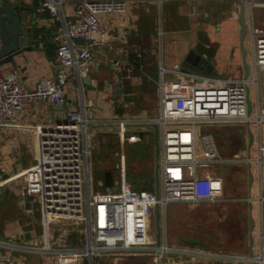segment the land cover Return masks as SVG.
<instances>
[{"label": "built area", "instance_id": "2783aa9c", "mask_svg": "<svg viewBox=\"0 0 264 264\" xmlns=\"http://www.w3.org/2000/svg\"><path fill=\"white\" fill-rule=\"evenodd\" d=\"M246 1L249 5L252 2ZM66 2L73 4L75 20L71 22L64 19ZM41 4L52 16L64 21V39L56 50L62 70L56 75L41 76L34 88H28L15 70L0 71V129L21 128L18 115L28 104L45 100L65 106L68 71L86 77L95 51L110 42L101 16L125 14L128 9L126 0H42ZM247 37L251 50L247 81L176 69L172 71L174 76L167 79L165 73L169 70L161 66L158 115L145 121H117L120 142L136 141V135H127L130 125L146 122L156 126L157 192L135 188L126 180L124 169L110 192L91 189L89 140L94 116L86 106L78 110L67 108L59 121L36 127L37 162L0 180V187L11 183L39 203L45 228L42 249L54 258L53 263L44 264H107V256L118 258L127 252L151 249V215L156 206L162 216L168 203L199 205L222 201L223 180L215 166L240 161H247L250 167L252 162L257 164L256 195L247 201L259 211V230L257 252L238 257L237 264H264V141H258L255 158L249 154L240 159L236 155L225 156L214 135L202 131L238 122L264 126V27L250 23ZM80 40L85 45L75 47ZM246 84L253 105L250 115ZM2 171L6 173L7 169ZM73 232L84 235L82 244H69ZM154 248L160 252L170 250L165 243L161 245L160 231L159 244Z\"/></svg>", "mask_w": 264, "mask_h": 264}, {"label": "crops", "instance_id": "0c3cea01", "mask_svg": "<svg viewBox=\"0 0 264 264\" xmlns=\"http://www.w3.org/2000/svg\"><path fill=\"white\" fill-rule=\"evenodd\" d=\"M23 1L30 9L28 17L35 20L34 23L24 25L26 32H32L30 44L33 49L16 56L13 62L0 66V71L7 73L15 70L28 88H34L41 76L56 75L62 70L56 59V50L64 39V21L43 8L42 0ZM126 1L128 9L125 14L101 16L111 39L109 44L95 51L87 76L68 71V81L64 88L67 99L65 106L50 104L45 100L28 104L18 115L21 128L0 129V180L37 162V126L59 121L65 116L67 108L78 110L83 106L91 110L94 116L90 138L99 134L115 136L117 139L120 161L118 167L115 163L118 174L114 180H118L123 163L125 169L122 145L129 141H119L117 121H145L158 115L161 66L169 70L165 73L168 79L174 76L172 71L175 69L222 79H243L242 46L246 48L249 64L251 50L247 33L242 39L241 16L244 14L247 30L250 23L264 27V0H252L250 5L246 0ZM63 12L65 21L75 20L72 2L63 5ZM235 14H238V18ZM74 45L80 48L85 43L80 40ZM156 131V126L146 122L128 127L127 135H136L137 142L143 139L147 147H152L154 155L153 178L148 174L133 176L131 183L135 188L157 190ZM259 140L263 141L262 136ZM2 168H6L7 172L4 173ZM215 172H218L216 168ZM107 173L110 172L106 171L104 177ZM217 174L221 176L219 172ZM110 176L112 178L111 173ZM98 185L103 191L106 190L100 181ZM222 192L224 196L223 187ZM250 196L252 191L248 186L247 199ZM34 202L33 198L22 194L20 187L9 183L3 188L0 195V264L53 263L54 258L42 249L45 228L41 214L36 216L34 213ZM247 217L246 254L206 252L204 247L196 249L191 246L160 252L154 248L159 244L158 232V239L153 240L151 249L124 253L114 263H111L112 256L105 257L104 261L107 264H178L192 261L203 264H237L238 257L257 252L259 211L256 206L247 205ZM83 239L82 233L73 232L68 241L70 245L76 246L82 244ZM165 240L164 235L160 242L164 243Z\"/></svg>", "mask_w": 264, "mask_h": 264}, {"label": "rangeland", "instance_id": "374dc122", "mask_svg": "<svg viewBox=\"0 0 264 264\" xmlns=\"http://www.w3.org/2000/svg\"><path fill=\"white\" fill-rule=\"evenodd\" d=\"M262 94L264 95V87ZM247 126V123L238 122L211 126L202 131L214 135L218 147L225 156L236 155L240 159H245L250 154V157L255 158L259 137L262 136L264 141V126L261 129L257 125L249 124L253 131V143L249 148L245 139ZM90 142L92 143L90 156L91 189L103 191L98 182H104V173L109 171L112 174V180L118 174L115 163L118 167L120 146L116 143V137L111 135L99 136V134H95L93 138H90ZM121 150L125 154V169L124 163L122 169L125 170V177L128 182L131 183L132 177L138 176V174H148L151 179L153 178L154 155L152 154V147H147L143 139L140 138L138 142H125ZM147 152L149 153L147 154ZM215 168L223 179V200L199 205L168 203L165 213L160 216V219L154 211L151 215L150 226V234L154 241H157L160 231V239L163 240L165 235L164 243L169 249L182 250L189 248V241H200L208 245L203 249L206 252L212 251L232 255L247 253L248 171L251 169L254 173L250 190L252 196H255L257 164L252 162L250 167L247 161L226 162L215 166ZM20 183L21 179H19ZM160 243L161 245L164 244L162 241ZM195 247L196 249L199 248L198 245ZM115 259V257L111 258V263H114Z\"/></svg>", "mask_w": 264, "mask_h": 264}, {"label": "water", "instance_id": "95a60500", "mask_svg": "<svg viewBox=\"0 0 264 264\" xmlns=\"http://www.w3.org/2000/svg\"><path fill=\"white\" fill-rule=\"evenodd\" d=\"M23 0H0V66L13 62L14 58L25 51H30L33 49V46L30 44L32 39V32H26L24 30L25 23H34L35 20L28 17V11L30 10L24 4ZM242 21V39H244L247 28L246 22L244 18V14L241 16ZM243 50V66H244V76L243 79L245 81L248 80V77L251 72L250 64L247 60V51L244 45L242 46ZM246 103H247V114L250 115L253 110L252 100L250 98V87L246 84ZM63 106V105H61ZM247 134H248V147H251L253 143V131L249 126V122L247 123ZM156 138H157V131H156ZM156 157L159 154V147L156 145L155 149ZM158 164H156V168ZM110 173L105 175L103 183L106 186V191L110 192L114 184L118 183V180H112L111 176L109 177ZM248 180L249 186L252 185V171L249 169L248 171ZM114 181V182H113ZM157 190H158V183H157ZM156 190V192H157ZM3 193V187H0V195ZM35 215L39 216L41 214L40 205L38 202L33 203ZM157 217L160 219L161 212L159 207L156 206L155 209ZM251 226L250 229L253 228V221L252 216L250 215ZM252 240V238H251ZM198 245L199 247H206L207 244H203L202 242L198 241H191L189 242V246L195 247ZM231 264V263H228Z\"/></svg>", "mask_w": 264, "mask_h": 264}, {"label": "trees", "instance_id": "16d2710c", "mask_svg": "<svg viewBox=\"0 0 264 264\" xmlns=\"http://www.w3.org/2000/svg\"><path fill=\"white\" fill-rule=\"evenodd\" d=\"M137 179H138V177H137ZM139 180H141V179H139ZM134 187H135V185H133Z\"/></svg>", "mask_w": 264, "mask_h": 264}]
</instances>
